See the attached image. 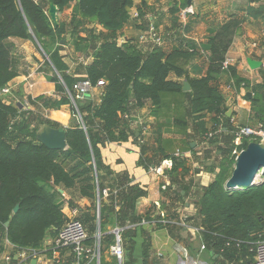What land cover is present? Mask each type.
<instances>
[{"label":"trees","instance_id":"16d2710c","mask_svg":"<svg viewBox=\"0 0 264 264\" xmlns=\"http://www.w3.org/2000/svg\"><path fill=\"white\" fill-rule=\"evenodd\" d=\"M133 1L0 0V91L17 76L8 39L35 41L55 71L48 80L55 85V91L61 94L50 105L54 109L68 105L73 118L80 116L82 121L77 120L76 126L66 131L65 150H51L42 144L25 140L11 147L6 142L10 128H17L33 140L35 134L23 131L21 124L16 126L13 120L18 117L17 108L4 103L0 98V240L5 234L13 245L37 248L46 236L54 238L66 221L63 214L64 200L59 190L68 192L75 199L88 201L97 200L99 194L100 230L114 215L118 226L128 227L122 232V236L129 241L125 244V250L126 246L132 248V238L141 221H155L156 227L161 226L154 205L144 216L135 214V188L128 187L125 193L110 195L107 200L102 198L101 192L104 189L97 175L100 146L107 141L121 143L128 139L122 123L129 103L137 108L147 106L152 115H157L166 106L169 97L184 94H187L190 119L199 134L207 136V117L222 115L224 111L222 94L211 83L222 74L226 55L244 18L232 16L215 31L208 46L211 58L206 75L191 80L190 90L183 94L182 85L170 80L169 75L181 78L184 71L165 61L158 46L144 55L130 41L117 43L116 32L128 21V9ZM50 4L56 7L57 14L74 4L71 18L73 24L81 25L90 21L108 31L104 41L93 51L92 62L85 67L86 79L92 87H96L98 81H103V94L97 106L87 101L86 97L75 99L74 102L69 98L68 94H73L72 88L77 81L66 74L68 67L58 48H50L63 38L66 24L59 20L56 24L50 21L47 15ZM243 12L247 18H258L264 13V5H247ZM226 69L231 76H236L234 68L226 66ZM251 104L253 107L264 106V92L252 98ZM259 119L263 120L262 115ZM93 122L97 124L96 133H93V127L90 126ZM234 133L231 138L233 142ZM208 141L212 143L214 137ZM257 141L256 136L243 137L240 148L243 150L249 143ZM234 148L232 143L222 151L219 172L198 201L199 225L205 249L219 258L231 260L234 255L242 260V264H250L252 244L264 239V180L244 190L225 189L223 180L230 170L226 165L230 154L231 158L234 157ZM171 159L173 166L169 177L171 183L175 184L174 179L179 173L185 172V168L181 159ZM166 196L174 202L181 197V191ZM117 199L121 204L115 211L114 202ZM172 205L162 204V209L169 211ZM16 206L18 210L14 213ZM107 212L112 213L110 217ZM171 214L168 216H173ZM95 220V212L89 218L78 220L86 228L88 246H92L95 240L93 233L96 228L92 223ZM5 223H8L7 227ZM102 237L101 243L104 239ZM105 240L108 244L113 243V235L106 236ZM144 256L146 250L143 251Z\"/></svg>","mask_w":264,"mask_h":264},{"label":"crops","instance_id":"0c3cea01","mask_svg":"<svg viewBox=\"0 0 264 264\" xmlns=\"http://www.w3.org/2000/svg\"><path fill=\"white\" fill-rule=\"evenodd\" d=\"M247 5H264V0H190V5H187V0H134L128 9V21L116 32L118 44L130 41L146 55L153 46L139 43L138 37L146 26L153 25L161 38L159 49L163 59L184 71L183 77L170 74L169 79L181 84L206 75L211 58L208 46L215 31L232 16L244 18L225 60L227 66L235 69L236 76H231L224 67L222 74L211 83L220 90L224 100L223 114L206 119L208 134L214 137L212 143L207 136L199 134L190 119L187 94L183 92L184 95L169 97L157 115H152L147 106L137 108L129 103L122 123L128 139L121 143L107 141L100 146L99 183L103 189L117 194L125 193L128 187L135 188L134 210L139 216H144L151 206L163 201L160 179L149 174L148 168L158 166L176 153L179 156L175 158L181 159L185 168V172L174 179L173 185L181 191V197L173 202V216H168L169 223H162L160 227L153 223L137 226L132 248L126 246V250L124 247L129 241L121 234L125 251L122 264H242V260L234 255L231 260H226L209 249L200 251L202 238L195 230L201 229L198 201L218 174L222 151L233 143L232 134L242 127L258 129L264 126V106L253 107L251 104L252 98L264 92V13L258 18H247L243 12ZM73 6L71 4L57 14V20L66 24V33L50 48H58L68 67L66 74L77 80L86 78L85 67L92 62L93 51L104 41L108 31L90 21L73 24ZM135 13L140 16L133 18ZM7 42L12 46V63L17 76L7 84V94L0 92V98L17 108L18 117L13 122L16 126L21 124L23 131L34 132L35 139L17 128H10L6 142L11 147L22 140L40 144L36 135L43 127L67 131L76 126L77 120L82 123L80 116L73 118L68 105L58 109L50 105L61 94L48 80L55 71L47 63L40 46L35 41L17 38H9ZM247 59L259 62L261 66L251 69ZM248 93L250 98L246 97ZM102 94V87H92L85 97L97 106ZM261 115L263 120L259 119ZM96 125V122L90 125L93 133H96ZM60 194L64 200L66 220L89 218L94 212L99 220L97 200L75 199L63 190ZM120 204L119 199L114 202L115 211ZM111 214L109 212L108 217ZM114 218V215L109 218L100 230L104 239L99 264H117L109 251L112 243L108 244L105 239L113 229L128 227L118 226ZM52 239L46 236L37 249ZM176 244L188 248L190 257L187 260L175 253ZM0 247V264H16L20 247L10 243L5 234L1 236ZM144 250L146 256L143 258ZM35 264H48L47 258H37ZM58 264H74L71 254L65 252L61 255Z\"/></svg>","mask_w":264,"mask_h":264},{"label":"built area","instance_id":"2783aa9c","mask_svg":"<svg viewBox=\"0 0 264 264\" xmlns=\"http://www.w3.org/2000/svg\"><path fill=\"white\" fill-rule=\"evenodd\" d=\"M133 18H138V14L135 13ZM139 43L150 44L154 46L161 45V38L153 25H148L145 30L138 37ZM227 66V61L224 62V67ZM103 81H98L96 87H101ZM73 94L69 93V98L72 102L74 100H82L92 89V86L88 81L76 82L73 85ZM2 94H7L9 90L5 87L0 91ZM213 135L210 133L207 135L211 138ZM256 136L258 143L264 146V129H251L248 127H242L235 133L233 155L235 157L240 153V145L243 137ZM179 156L176 153L173 157ZM173 166L171 158L165 159L158 166L148 168L149 174H154L160 179L159 190L163 195V201L160 204H156V209L159 212L161 219L160 223H169L168 215L173 212V209L167 211L162 209V204L169 206L173 202L166 195L177 191L176 187L171 183L169 172ZM116 191H110L107 189L102 190L101 194L103 198H108L110 195H116ZM166 194V195H165ZM99 202V194L97 197ZM148 222L141 221L139 225H146ZM153 224L156 222L153 221ZM123 229L121 227L113 229L111 234L113 235V243L109 247L111 256L116 260L117 264H122L125 256V251L121 243V234ZM199 236L202 229H196ZM102 234L99 232L95 235V240L92 246L86 245L88 238L85 227L78 220H66L64 225L59 229L56 236L47 245L37 248H20L18 254V261L16 264H30L32 260L40 257H46L48 264H58L59 258L65 252H69L74 264H99L100 260V247H101ZM250 251L253 253L252 261L250 264H264V239L258 240L252 244ZM228 246V243L226 244ZM205 250L204 244L201 245L200 251ZM175 253L181 255L185 260L190 257V253L187 247L176 244L174 247Z\"/></svg>","mask_w":264,"mask_h":264},{"label":"water","instance_id":"95a60500","mask_svg":"<svg viewBox=\"0 0 264 264\" xmlns=\"http://www.w3.org/2000/svg\"><path fill=\"white\" fill-rule=\"evenodd\" d=\"M187 5H190V0H187ZM47 15L50 21L54 24L57 23V9L53 4L49 5ZM247 64L251 69H256L261 66V63L247 59ZM77 82L87 81V79L80 78ZM181 91L188 92L190 90L189 83L187 81L181 82ZM247 98H250L248 93ZM37 141L51 150H65L67 148L66 143V131L62 129H53L49 127H43L42 130L36 135ZM261 174L262 181L264 180V146L251 142L247 147L240 151L235 158L233 171L225 183V189L228 191L244 190L251 188L261 181H256L258 174ZM62 193V190H59ZM18 210V206L15 207L14 213ZM8 223H5L7 227ZM31 264H35V260L31 261Z\"/></svg>","mask_w":264,"mask_h":264},{"label":"rangeland","instance_id":"374dc122","mask_svg":"<svg viewBox=\"0 0 264 264\" xmlns=\"http://www.w3.org/2000/svg\"><path fill=\"white\" fill-rule=\"evenodd\" d=\"M252 129V128H251ZM263 146V145H262ZM240 150H241V148H239ZM233 155V154H232ZM234 157H235V155H233ZM234 157H232L231 158V154H230V156H229V163H228V165H226V167H228V169H230L228 172H227V174L225 175V177H224V180H223V185H224V187H225V183H226V181L228 180V178L230 177V175H231V173H232V171H233V168H234V163H235V160H234ZM236 158V157H235ZM262 176H261V174L259 173L258 174V176H257V178H256V181H262ZM92 223H94V225H95V228H96V230L94 231V233H93V235H97L99 232H101L100 231V229L98 228V224H99V222H98V218L96 217V220H95V222H92ZM102 233V232H101ZM101 252H102V250H101ZM101 252H100V259H101Z\"/></svg>","mask_w":264,"mask_h":264}]
</instances>
